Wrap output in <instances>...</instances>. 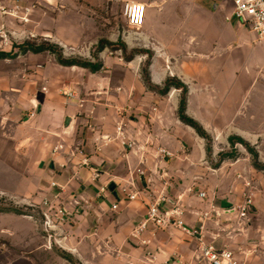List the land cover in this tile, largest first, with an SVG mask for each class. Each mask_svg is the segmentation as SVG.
Wrapping results in <instances>:
<instances>
[{
	"label": "crops",
	"instance_id": "1",
	"mask_svg": "<svg viewBox=\"0 0 264 264\" xmlns=\"http://www.w3.org/2000/svg\"><path fill=\"white\" fill-rule=\"evenodd\" d=\"M15 1L4 0L8 5H13ZM20 1L24 6L30 7L29 20L23 22L8 15L4 16L0 23L5 24V32L14 33L19 38L23 37L27 30L34 27L36 29L35 25L43 26L46 23L49 25V17L52 16V28L45 32L53 34L62 45L69 43L80 45L88 42L93 46L105 40L108 44H105L104 48H107L115 46L114 43L120 40L123 49H138L136 51L139 54L141 52L152 54L148 64L153 85H160L168 75H171L168 74V68H164L161 50H184L181 51L184 56L189 53L191 58L186 57L187 59L179 63L195 65L200 63L201 68L197 70L204 79L211 71L213 60V64L219 66V73L225 79L234 80L239 86L245 85L243 95L255 94L254 97L260 106L237 110L234 124L231 126L237 136L247 137L249 141L254 142L259 122L258 108L260 107L261 113L264 111V90L262 87H253L256 83L264 82V42L258 41L256 35L232 15V0ZM87 2L96 6L103 2L109 3L111 8L107 16L112 20L123 17L126 3H142L146 6L144 24L141 27L127 25L117 31L98 35L97 24L92 28L82 24L84 16H88L89 13L92 16L94 15L92 13L97 15L99 12L98 8H92L93 12L82 8V4ZM49 7L54 9L53 14ZM67 17L74 20L67 21ZM20 28L21 32L18 31ZM66 33L68 37L72 34V40H67ZM88 33L94 35L88 39ZM48 64L50 66L44 68L46 86L38 93L36 112L26 118L36 131L35 140L31 142L36 146L38 158L43 163L41 168L45 170L44 177L48 179L44 188V198L52 199L53 204H72L75 217L81 220L92 211L101 218L118 214L120 220L130 223L127 239L130 237V241L137 243L139 259L143 264H193V244L196 241L181 230L149 227L137 237L132 236L134 229L144 220L148 203L163 193L173 201L177 199L181 201L189 212L184 218L185 221L195 228L199 227L200 223L196 216L190 214L191 211L207 210L210 204H215L217 208L228 212L239 204V201L226 202L221 196L217 198L216 194L219 195L220 190H213L211 193L199 189L195 192L205 191L207 194L205 200L194 196V193L190 196L198 182L194 177L190 180L187 178L194 175L193 165L200 155L192 153L189 145L194 141L191 131L188 130L191 127L178 120L177 100L168 102V98L160 96L157 90H149L145 86L142 75L137 71L139 62L135 57L126 59L124 64H118L122 69L120 76L109 74L99 77L98 74L90 73L91 76L86 79L84 76L79 78L77 75H69L67 79L74 82L76 89L74 92L76 97L73 99L58 93L60 77L49 71V69L58 71V66H63ZM64 68L70 71L80 69L76 65ZM153 70H157L156 74L152 73ZM82 80L85 82L82 83ZM86 80H89V83ZM246 88L249 89L245 91ZM245 92L248 94H244ZM97 98L106 100L101 101V105L90 104V101ZM31 102L35 103V100ZM29 105L32 106L31 103ZM204 107L202 103L201 111ZM186 110L188 113L190 105H187ZM172 113L173 118L170 115ZM200 117L201 119L195 116V119L206 130L217 129L220 132L223 128L222 125H215L206 119L204 111ZM67 118L69 122H66ZM119 125L122 127L121 131L117 129ZM59 145L63 147L53 151ZM78 145L89 158L88 166L81 165L85 156L74 151ZM159 148L166 149L170 156L158 153ZM139 170L144 171V174L141 175ZM95 173L99 174L97 178H94ZM240 175L243 177V174ZM180 178L186 181L182 183ZM243 180L246 182L248 178L244 176ZM52 182H55L56 186H53ZM128 182L135 184L132 191H138L139 197L133 201L125 198L116 200L117 191L121 186L128 185ZM106 184L109 185V189L113 186L112 191L102 194L100 188ZM57 193L58 197L54 198V194ZM223 196L225 197V194ZM195 200L198 204H193ZM116 201L118 207L114 210L112 205ZM255 206L256 204H253L254 210ZM232 217L233 214L228 212L207 221L208 237H217L219 245L224 244L233 249L236 246L234 240H239L245 243L241 245L240 256L245 264H264V254L251 246V243L257 244L258 241L251 239L249 243L248 235L244 237L246 230L243 225L241 232H238L239 229L233 226L232 222L225 221L226 218ZM85 223L83 220L82 224ZM171 229L177 230L176 233L184 241L183 245L168 239ZM260 231L262 232L257 233L256 237L261 239L264 238L262 226ZM89 237H92L90 239L95 243L105 241L109 244L107 241L113 240V236L99 233L97 229H94ZM75 249L82 255L80 246ZM35 253L41 256L42 250L39 248L27 250L17 256L0 251V264H36ZM92 253L97 255L95 249ZM12 256L16 258L10 261ZM170 258L173 259L169 260ZM178 259L181 263L177 261Z\"/></svg>",
	"mask_w": 264,
	"mask_h": 264
},
{
	"label": "rangeland",
	"instance_id": "2",
	"mask_svg": "<svg viewBox=\"0 0 264 264\" xmlns=\"http://www.w3.org/2000/svg\"><path fill=\"white\" fill-rule=\"evenodd\" d=\"M81 7L88 9L89 12H93L92 8H98L97 15L92 13L94 14L92 16L89 13L82 18L83 26L92 28L97 24L98 35H105L106 32L111 33L128 25L124 15L114 20L107 16L111 8L107 2L97 6L87 2ZM49 10L53 14L54 9L49 7ZM52 20L51 16L49 25L47 23L43 26L35 25L36 29L31 27L32 31L27 30L20 38L12 37V33L6 31L9 45L7 48H0V251L17 256L27 250L39 248L42 253L41 256L35 253L36 264H143V261L139 259L137 243L130 241V237L127 239L130 223L120 220L118 214L114 213L108 218H101L93 211L91 214L88 212L87 217L83 219L86 223L82 224L83 220L75 217L72 204H54L50 209L43 203L44 188L48 179L44 177L45 170L41 168L43 163L38 158L36 146L32 144L36 131L26 119L36 112L39 102L38 93L46 86L44 68L50 66L48 63L55 64L57 67V64L61 65L60 60H75L80 64L96 66V69H92L93 67L85 68L76 65L80 69H72V71L64 68L71 66L64 65L58 66V71L49 69L53 75L60 77L58 93L66 97L63 93L65 89L76 92L74 82L67 79L69 75H77L79 78L84 76L86 79L91 76L90 73L98 74L99 77L109 74L120 76L122 69L118 64H124L126 59L135 57L139 62L137 71L142 75L145 86L149 90H157L160 96L168 98V102L177 100V117L184 125L188 126L179 116V106L183 95L186 96V109L187 105H190L189 112L185 110L187 116L196 121L195 116L201 119L200 115L202 116L204 111L206 119L215 125H222L223 128L218 132L217 129L206 130L196 121L204 135L199 134L189 125V128H193L188 130L191 131L194 139L189 145L192 153L200 155L193 165L194 175L187 178L190 180L194 177L198 182L194 191L190 192V196L193 193L194 196H198L195 192L199 189L211 191V193L213 190H220L216 197L221 196L226 202L238 203L239 201L240 203L244 199V192H248L251 204L256 206L255 210L252 207L249 214L250 220L243 224L246 235H241L244 237L248 235L249 243L251 239L258 241L257 244L251 243V246L264 254V238L256 237L257 233L262 232L261 226L264 230V111L261 113L260 107L258 108L259 122L254 142L249 141L247 137L237 136L231 127L237 110L260 106L259 103L257 104V98L254 97L255 94L243 95L245 85L239 86L236 81L225 79L219 73V66L216 63L213 64V60H211V71L208 77L202 78L198 71L201 68L200 63L197 65L179 63L187 59L186 57H190L189 53L184 56L182 53L184 50L179 49L161 50V56L165 62L164 68H168V74H171L167 79L172 80V85L165 90L167 79L160 85H153L150 80L151 71H149L148 61L152 54L142 52L139 54L138 49H123L120 40L114 43L115 46L107 48L102 47L100 43L92 46L88 42H86L88 44L80 45L70 43L62 45L53 34L45 32L51 30ZM66 20L73 21L74 18L67 17ZM18 31L21 32V28ZM88 34V39L94 35ZM65 37L69 39L68 41L72 40V34L68 37L66 33ZM156 71L153 70L152 73L156 74ZM188 76L194 78H187ZM84 82L82 80V83ZM86 82L89 83V80ZM178 83L183 87L177 86ZM253 87H262L264 90V82L256 83ZM33 99L35 103L31 102ZM105 100V98H97L90 101V104L101 105V101ZM30 103L32 106L29 105ZM202 103L205 106L203 111H201ZM170 115L174 117L173 113ZM239 138L243 142L239 141ZM240 174H243V177H239ZM244 176L251 182L249 188L244 186ZM180 180L182 183L186 181L181 178ZM193 204H198L197 200ZM47 216L51 219L50 221ZM225 221L232 222L233 226L238 227L234 222V215L232 219L226 218ZM250 224H252L251 227ZM210 228L212 231V227ZM94 229H97L99 233L113 236V240H108L109 244L105 241L95 243L90 239L92 237H89ZM176 232L177 230L171 229L168 239L183 245L182 237ZM49 238L50 241H48ZM234 243L236 246L232 249L238 259L245 264L240 257L242 256L241 245L245 243L236 239ZM78 246L82 249V255L76 252L75 248ZM196 247L194 243L193 264ZM94 249L97 255L92 253ZM16 256H12L10 261ZM171 259L173 258L169 260ZM177 261L180 262V259Z\"/></svg>",
	"mask_w": 264,
	"mask_h": 264
},
{
	"label": "built area",
	"instance_id": "3",
	"mask_svg": "<svg viewBox=\"0 0 264 264\" xmlns=\"http://www.w3.org/2000/svg\"><path fill=\"white\" fill-rule=\"evenodd\" d=\"M232 4V15L237 21L244 25L250 32L254 33L258 41L264 42V0H232ZM145 10L146 6L142 3H126L124 7V15L128 25L141 27L145 21ZM29 13L30 7L24 6L20 0H16L13 5H8L4 0H0V19L8 15L23 22H27L29 20ZM4 28L5 24L3 22L0 23V48L5 47L9 42V37L4 31ZM12 37L17 36L12 33ZM63 93L69 99L76 97V94L72 90L65 89ZM117 129L118 131H121L122 127L119 125ZM61 147H63V145L55 147L53 151H56ZM74 151L85 156L81 161V165L88 166L90 162L89 158L85 155L84 150L78 145L74 148ZM158 153L170 156V153L164 148H159ZM139 173L142 175L144 174V171L139 170ZM98 176L99 174L95 173L94 178H97ZM239 177H241V175H239ZM52 185L56 186V183L52 182ZM244 185L246 188H249L251 182L246 181L244 182ZM133 187H135L133 182H128V185L121 186L117 191L116 200H122L125 198L129 201H133L137 199L139 197V192L136 190L132 191ZM110 190L111 188L109 189L108 184L103 185L100 188L102 194H106V192H109ZM57 197L58 193L54 194V198ZM198 197L201 200H205L207 194L205 191H200ZM52 202V199L49 198H44L43 200V203L50 209H52L54 205ZM251 203L250 194L245 191L244 199L228 211L230 214L234 215V222L237 224V229L239 230H241L243 224L250 220L249 214L253 207V204ZM117 207L118 201L112 205V209L116 210ZM228 212L217 208L215 204H210V207L207 210L191 211L190 214L196 216L197 221L200 223L199 227H191L184 219L189 212L186 211L181 201L179 199L173 201L163 193L156 200L148 203L144 220L136 229H134L132 236L137 237L140 232L147 230L149 227L154 229L174 228L189 234L196 241L197 247L194 264H244L238 259L232 248L224 244L219 245L217 237H208L209 231L206 225L207 221H210L215 217H220L222 214ZM47 217L50 221L51 219L49 216ZM233 230L236 229L233 228ZM48 241H50V238Z\"/></svg>",
	"mask_w": 264,
	"mask_h": 264
},
{
	"label": "trees",
	"instance_id": "4",
	"mask_svg": "<svg viewBox=\"0 0 264 264\" xmlns=\"http://www.w3.org/2000/svg\"><path fill=\"white\" fill-rule=\"evenodd\" d=\"M99 43L101 44L102 47L105 46V44H108V42L105 41V40H101ZM109 45H111V44L109 43ZM2 55H4V54H2ZM59 63L61 65H64V66H74V65H78V66H82V67H85V68H92L93 67L92 69H96V66H90L89 64H80L79 62H77L75 60H70V61H61L60 60ZM171 85H172V80L171 79H167L166 84H165V90L169 89V87ZM177 86L183 87V85H181L180 83H178ZM184 91L186 93V89L185 88H184ZM185 110H186V96L183 95L182 98H181L180 106H179V116H180V119L184 123H186V124L192 126L193 128H195L199 134L204 135L202 133L201 126L195 120H193L192 118H190L189 116H187L185 114ZM238 140L241 141V142H243V140L240 139V138Z\"/></svg>",
	"mask_w": 264,
	"mask_h": 264
},
{
	"label": "water",
	"instance_id": "5",
	"mask_svg": "<svg viewBox=\"0 0 264 264\" xmlns=\"http://www.w3.org/2000/svg\"><path fill=\"white\" fill-rule=\"evenodd\" d=\"M66 122H69V118H67ZM113 188V186H111V189Z\"/></svg>",
	"mask_w": 264,
	"mask_h": 264
}]
</instances>
